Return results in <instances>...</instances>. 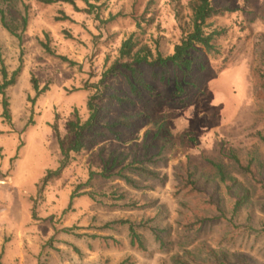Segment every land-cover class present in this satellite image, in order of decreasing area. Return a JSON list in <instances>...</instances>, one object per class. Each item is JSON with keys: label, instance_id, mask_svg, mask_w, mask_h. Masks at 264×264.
<instances>
[{"label": "rangeland", "instance_id": "374dc122", "mask_svg": "<svg viewBox=\"0 0 264 264\" xmlns=\"http://www.w3.org/2000/svg\"><path fill=\"white\" fill-rule=\"evenodd\" d=\"M89 1L102 22L42 0H11L6 19L19 36L0 22V69L10 76L19 68L0 94V264H175L178 257L264 264V196L256 187L264 181V79L257 72H264V0H211L226 9L206 21L207 30H222L217 50L197 45L191 69L168 64L155 77L138 66L151 88L139 99L129 71L98 83L101 74L130 34L170 53L188 19L186 0ZM90 97L100 106L96 126L39 192L75 138L68 122L87 118ZM125 119L135 122L127 128L119 123ZM231 152L254 157L256 180L234 171ZM139 162L159 177L137 174ZM185 163L200 185L209 178L203 191L182 187ZM214 164L235 178L231 194ZM237 186L250 194L234 210ZM112 191L123 198L111 199ZM120 219L137 226L143 246L129 243L127 223L103 227Z\"/></svg>", "mask_w": 264, "mask_h": 264}, {"label": "trees", "instance_id": "16d2710c", "mask_svg": "<svg viewBox=\"0 0 264 264\" xmlns=\"http://www.w3.org/2000/svg\"><path fill=\"white\" fill-rule=\"evenodd\" d=\"M47 4H51L54 2H64L74 6L75 10H83L87 14H93L94 19L102 22V19L99 16L97 5L91 3L89 0H85L87 7L83 9H79L74 0H42ZM2 3V7H0V22L2 26L8 29L12 34L17 35L15 29L9 25L6 19V10L10 6L11 0H0ZM186 7L189 10L188 19L184 21L182 24H179L180 27V35L176 42H174L172 51L166 55H164L156 45L154 47V51L151 50L150 46L146 43H140L138 39L134 37V34H130L127 38L123 39L118 48L117 57L111 62L108 68H106L99 79L98 83H102L105 81L106 77L109 75H114L120 70H126L130 72L131 78H128V86L131 95L135 99H139L142 93L148 91L151 92V88L149 84H147L143 79V72L138 68L140 65H144L148 67L153 77L159 74V68L168 64L176 67H183L185 69H191L193 66V59L189 57L190 50L195 49L196 46H200L201 49L206 52H215L216 46L214 44L215 38L221 34L222 30L218 29H210L207 30L208 24L206 23L207 19L222 14L226 9L213 5L211 0H186ZM27 23V17L24 15L21 17V26L22 29L25 27ZM19 36V35H17ZM47 51H50L47 45H43ZM64 58V57H63ZM18 69H15L10 76H8L7 71L4 67L0 69L2 81L0 82V94L4 95V90L14 84ZM258 76L260 79H264V72L261 69L257 70ZM183 94V88L176 84V89L174 95L178 97V100L182 102L184 98H180ZM118 100L122 101V98L118 97ZM3 105V113L7 114V101L5 98L2 100ZM87 109L88 116L84 121H69L68 127L69 130L73 132L75 138L71 145L68 147L66 151L63 152V158L60 161V164L56 169H48L44 176L39 181V192L45 186V184L52 179L53 177L59 176L62 169L66 166L68 154L70 151L79 152L83 146L81 136L83 132L92 130L98 121L100 116V106L93 101V97H90L87 101ZM135 120L125 119L119 121L120 124L125 125L127 128L131 127L134 124ZM264 141V136L261 137ZM230 158L232 160V167L234 171L243 175L247 179H255L256 174L254 172V157L249 155L246 157H240L235 152L230 153ZM216 169L217 181L221 184H224L228 193L231 194L232 184L228 183L230 181H235V178L232 175H229L223 168L221 164H214ZM180 168L182 169V173H179L182 176L183 185L182 187H189L190 191L201 192L203 191L204 185L209 183L210 180L208 177H203V184L200 185L198 183L199 178L195 177L194 170L189 166L188 163L180 164ZM133 170L137 172V174L142 175L148 178H158V172L147 168L142 165V162L136 163L134 165ZM121 178L125 180V182L134 184L133 180L127 175H121ZM259 188V195L264 196V181L256 180ZM257 188L255 191H257ZM250 193L246 189H240L239 186L235 188L234 192V210H236L241 204L246 200ZM109 196L113 200H120L123 198V193H119L117 191H112L109 193ZM209 202V200H208ZM213 203V201H210ZM132 206L135 203H131ZM127 223V229L129 234V243L131 245L138 244L143 246L142 238L140 233L137 231V226L127 220L120 219L113 222H107L103 225V227H111L112 223ZM154 235H157V228L150 227ZM193 261V260H192ZM188 257H178L176 258L175 264H194ZM202 264V263H197ZM214 264H226L223 260H216Z\"/></svg>", "mask_w": 264, "mask_h": 264}]
</instances>
